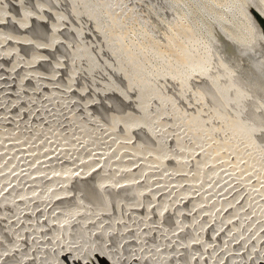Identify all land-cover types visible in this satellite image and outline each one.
<instances>
[{"label": "rangeland", "instance_id": "rangeland-1", "mask_svg": "<svg viewBox=\"0 0 264 264\" xmlns=\"http://www.w3.org/2000/svg\"><path fill=\"white\" fill-rule=\"evenodd\" d=\"M85 4L97 21L106 12L112 13L117 31L111 32V23L107 22L106 30L101 33L92 25L88 13L80 8L78 0H0V155L3 158L0 169L8 164L7 171L4 168L0 173V193L18 181L27 186L28 179H33H25L22 173L33 163L40 164L44 157L47 163L50 158L62 155L61 162L65 164L61 165L65 166L72 157L78 160L87 153L92 156L91 161H95L93 155L97 154L98 165L106 177L117 170L124 176L133 174L139 181L138 189L134 193L135 185L126 182L92 185L96 173L87 170L89 165L87 171L79 173L75 166L55 178L53 184L64 191L57 200L48 193L40 196L29 190L23 191L26 194L19 195L17 201L0 198L1 263L22 259L20 264H24V259L12 252L22 247V255H30L34 264H102L101 260L110 264L96 250L101 245L113 249L124 260L127 258L126 264H264V170L248 173L254 160H264V128L248 142L250 145L240 144L239 152L243 154L221 150L213 163L208 160L204 166H196V158L219 148L218 138L233 137L229 130L224 133L220 124L228 112L215 100L210 88L196 78L186 89L176 82L165 81L164 87L160 83L155 86L156 97L145 94L141 103L146 121L154 128L160 127L157 131L160 145L152 152V140L140 127L143 123L138 126L128 122L125 130L122 128L126 120L138 116L140 111L107 91L126 88L127 78L122 71L140 63L137 42L141 43L143 34L165 46L169 35L175 39V34H180L176 33L175 24L183 22H179L163 0H85ZM135 28L140 32L136 33ZM214 33L213 41L219 50L213 52L218 58L220 55L228 60L218 37L221 34ZM147 40L150 38L144 43ZM114 41L120 45L114 46ZM150 44L147 41L148 47L143 44V48L148 51ZM123 45L129 46L128 56L123 55ZM89 57L96 65L92 72H87ZM132 87L125 96L138 97L143 92ZM199 89L204 92L202 101L195 99ZM158 93L166 95L157 100ZM210 103L216 116L208 112ZM193 109L200 113L195 122L202 121L205 129L203 134L195 132L194 139L183 129L175 128V131L170 123L171 117L180 115V111L186 115ZM82 124L87 128L80 129ZM178 141L180 157L170 158L169 152L179 150ZM38 148L45 153L41 159L36 154ZM29 152L35 157L26 163L27 156L23 157ZM151 153H156L157 161L149 164L146 159L151 158ZM45 163L40 164L38 175L34 176L36 184L55 171L53 165ZM210 171L217 173L213 175ZM256 180L259 183L255 187ZM177 186H186L191 192L180 196ZM37 188H42L40 183ZM160 199L166 206H152ZM71 203L76 213L64 218L55 230L49 224L51 215L55 209ZM238 209L239 214L232 215ZM258 209L263 210L257 213ZM230 217H234L233 222ZM82 254L87 263L79 261Z\"/></svg>", "mask_w": 264, "mask_h": 264}, {"label": "bare ground", "instance_id": "bare-ground-1", "mask_svg": "<svg viewBox=\"0 0 264 264\" xmlns=\"http://www.w3.org/2000/svg\"><path fill=\"white\" fill-rule=\"evenodd\" d=\"M78 1L80 3V8H82L83 10H85V12L88 13L89 18L92 21V25L93 24L96 25L99 28V30L101 31V33H102V31L106 30L107 22L111 23V27H112L111 32L117 31L118 25L115 23V21H114L115 16L112 13L106 12L104 14L105 15L104 18L102 17L103 18L102 20L97 21L98 18H97V20L95 19L94 12H92V10H90L89 7L85 4V0H78ZM163 1L167 5L169 10L175 15V17L176 16L178 17V19L180 20L179 22H183L182 24L180 23L179 25L175 24V26H176L175 28H177L176 33L180 32V34H178V35L175 34V39L173 38V36L169 35L172 38L169 37L167 39V43L165 44V46L160 44L163 46L161 49L158 40L157 41L156 40L151 41V37H149V35H147L146 33L143 34L142 37L140 36L141 34L138 33L139 36L141 38H143V40H141V43H139V41L137 42L138 44L135 43V44H137L138 49L140 51V55H141L140 63L134 64V66H133V68L135 67L134 69L127 67V71H124V70L122 71V74L124 76L126 75L125 77L128 79V81L126 79L127 86L125 89L122 88L123 90H118V91L117 90H110V91L108 90L107 91V89H106V91L107 92L112 91V93L117 98L125 99L127 102H129L130 105L133 106V108L140 111V114L138 113L139 114L138 116L133 117V119L126 120V123L123 120L124 123L122 124L123 125L122 128L125 130L128 122H130L129 124H135V125L137 124L138 126L141 123H143L145 126L144 125L142 126V124H141L140 127L142 128V131L144 132V134L150 140H152L151 150H152V152H155V150L159 147L158 145H160V142L158 141V137H157V133H158L157 131H158V128H160V127L154 128V126L152 124H150L148 121H146V118L143 115L145 113V111H143V109H142L143 106L141 105V103H142V99L144 98L145 94H148V95L153 94L156 97L157 93H154L155 86L160 85V84L163 85V84H165V81L166 82L172 81V82H174V84L176 82V84H178L180 86H184L183 88L186 89L189 86V84L191 86V84L193 83L191 81L195 78H196L195 80L197 82H199V83L201 82V84H203L206 88H210L212 95L215 98V100L220 103V106H222V109H224L225 111L228 112L227 116L224 117V119H220L221 120L220 124L224 128L222 131H224V133H226L225 131L229 130L232 133L233 137H229L226 140L225 137L220 135L222 138L220 137L221 138L220 140L218 138V141H217L218 142L217 146H219V148H217V149L215 148L214 150H212L210 155L203 154V156L201 158H196L197 159V161L195 163L196 166L197 165L198 166H201V165L204 166L205 165L204 162H208V160L210 162H212V160H214L217 156H219V154L221 153V150H222V152L224 151V152H227V153L229 152L232 154H235L236 151L239 152V149L241 147L240 144L245 142L248 145H250L248 142H250L254 136L259 134L260 129L264 128V126H262V125H264V123L262 122L263 117H264V109H263L264 102L261 100V99L264 100V31L262 30L260 25L257 23L255 18L253 17V12H254L264 19V0H163ZM20 10L23 13V10H24L23 7H21ZM176 20H177V18L175 19V21ZM173 28H174V26L172 27V30H173ZM138 29L139 28H135L134 31L136 33L140 32V31H138ZM214 30H216V32H218V34H221V36L224 35L229 40L234 41L235 43H237L239 46L242 47V48H240L242 50H239V52H238L239 53L238 57H240V61H242L240 65H237L238 63H236L235 59H233L234 51L231 48L228 49V48L224 47L225 51H223V52H226V54L225 53L224 54L228 57V60H226V58L225 59L222 57L220 58V55H219V58L215 55L216 52H213V50L218 51L219 45L217 44L218 46L216 47V45L213 41L214 35H215ZM103 34H100V38H102ZM169 34H170V32H169ZM118 35H120V34H118ZM176 35H177V37H176ZM178 36L180 38H178ZM104 37H106V36H104ZM108 38H110V36H108ZM120 38H121V36H118V39H120ZM148 38H150V40H147V41H150L151 46L149 45V49L147 51V49H146L148 47V46L146 47L147 41H145V43H144V40L148 39ZM104 40H106V39H104ZM219 40H220V38H219ZM143 44L146 48H143ZM118 45H120V43H118L117 41H114V46H118ZM174 48H177L176 49L177 52H176V50L174 52ZM33 50H34V48H33ZM85 50H86V48H85ZM86 51H89V50H86ZM122 52H123L124 56H128L129 46L123 45V51ZM76 53H78L77 50H76ZM79 53H81V52H79ZM87 54L88 53L86 52V55ZM77 55H79V54H77ZM89 55H91V53ZM77 58H78V56H77ZM86 62H88L87 66H86L87 72H88V70H89V72H92L96 67L95 62L93 63V58L89 57L88 61L86 59ZM134 62H136V59H134ZM128 68H130L129 74H128ZM113 83H111V84H113ZM133 85H134V87H132V88H134V89L136 88V90L140 89L141 91L143 90V92L142 93L140 92L138 97L136 95V97L134 96L135 98L131 97V96H129L130 97L129 98L128 95L125 96V92H128L130 87ZM113 86H114V84H113ZM162 87H164V85ZM108 88H110V87H108ZM104 91H105V89H104ZM104 91H102V92H104ZM195 91H196V89H195ZM203 93L201 92V90L200 91L197 90V92L195 94V99L202 101L203 100L202 96H204ZM165 95H166V93L164 95L158 93V96H157L158 99L157 100H159V98H160L159 96L164 97ZM207 107H209L208 110H210L208 112H211L212 115L216 116V114H215L216 111L214 110V106L210 103ZM176 109L178 110V108H176ZM222 109H221V111H222ZM197 110L193 109L192 112H189L186 115H181V113H182L181 111H180V115L178 114V116H175L173 114L174 116L171 117L172 121L170 120L171 121L170 122L171 127L174 126L172 128H174V129L176 128L178 131L183 129L184 132H186L187 135L192 136L193 139L196 136V135L194 136L195 132L198 134L199 133L203 134L205 132L204 123H202V121L200 122V124L195 122L196 117L199 119V115H200V113H198ZM175 114H176V112H175ZM183 114H184V112H183ZM213 119H211V121ZM168 126H170V125H168ZM79 128L84 130L87 128V125L82 124L79 126ZM176 129H175V131H176ZM217 129H218V127H217ZM229 131H227V132H229ZM70 139L71 138H69L68 141ZM193 139H191V140H193ZM0 141H2V139ZM175 141H177L176 138H175ZM192 143H193V141H192ZM177 144H179L178 145L179 150L177 153H174V152L170 153L169 152V155L168 154L167 155L170 156V158L180 157L179 151L181 148V144L179 143V141L177 142ZM183 145L184 144H182V147H183ZM43 146H45V145H43ZM186 146H184V147H186ZM41 148L44 149L45 147L44 148L41 147ZM41 148H38L39 151H36V154L38 155L39 159H41L40 158L41 156H42V158L45 156V153H41V152H43L41 150ZM93 148L96 150V148L94 146H93ZM157 151L159 152L160 148ZM30 152L26 153V155H24V157H23V155H21L23 158H25L26 156L28 157V158L27 157L25 158L27 160L26 163H29L28 160H31V159H33V157H35V155L30 154ZM158 152H156V153H158ZM156 153H154V154L156 155ZM245 153L243 156H246ZM154 154L152 155V153H151V158L146 159V160H148L147 163H149V161L154 162V160H156L155 158L157 156L155 157ZM238 154L239 155L243 154V152L242 153L239 152ZM1 156H2V154L0 155V158H1L0 159V163H1L0 165L2 166L3 165V161H2L3 158ZM152 156H154V157H152ZM93 157L96 158L95 161H93V160L91 161V159H93V158H92V156H90V154L88 155V153H87V155L84 154L81 157H78L79 161L77 160V157H72L69 161H67L65 166L61 165V164H65V163L61 162L63 160L62 155H59V156L57 155V157H54V158L52 157L48 160L47 163L50 165V167L53 165L52 168H54L55 171L53 170L51 172V174H49L47 176L45 175L46 177L41 173L45 178H43L44 180L42 182L37 181L38 184H36L34 182L35 181L34 179L38 175L37 172L40 168V164H42V162L45 163V161L47 160L46 157H44L43 161H40V164L39 163L38 164L33 163L34 165L30 166V168L27 167L28 170L22 173L23 174L22 176L25 179H28L31 177L33 179V181L32 180L29 181L30 179H28V185H27L28 188H26L27 186L24 187L23 186L24 184L22 185L19 181H18V184H17V182H15V185H13V187H10V188L6 187V189L4 190L5 193L4 192L0 193V198L1 199L4 198L10 202H11V200L15 201L16 198L19 197V195L22 194V196H24L26 194L23 191L29 190V191H32V193L35 192L36 194H40V196H41V194L48 193V196H49V194L53 195L52 198H55V200H57V199L62 197V194H63L62 192H64V191L62 188L59 189V188H57V185H54L55 184V181H54L55 178H60L62 173H64V172H70L69 170L71 168H72L71 170H73L75 168V166H77L76 169H77V171L79 170V173L84 172V170L87 169V167L89 165L92 166L94 162L97 163V166L94 163V166H92L91 168L89 166L87 169V170L90 169V171L93 175H94V173H96V175L99 174V176L95 175V177L93 178V184L92 185H98L99 186L101 184L102 185L104 184V185L109 186L112 184L113 185L120 184V183L125 184V182H126L127 183L126 185H129V184L132 186L135 185V188L133 190L134 193L137 191V189H138L137 183L139 181L134 179L135 176L133 174H127L126 173V176H124V174L123 175L118 174V173H120L119 172L120 170L118 171L116 169L118 171V173H117V171H112L111 176L107 175V177H106L102 174L103 169L101 170L100 165H98L97 154H94ZM146 160L144 159L143 161H146ZM244 160H245V157L243 158L242 161L244 162ZM86 161H88V162H86ZM6 163H8V162H6ZM47 163H45V164H47ZM251 164H250L251 166L249 167L250 172L248 170V173H251V172L255 173V172H260V171L264 170V160L262 161V160L257 159V160H254V162H252ZM7 165L8 164H6V166H4L3 168L0 169L1 174H2V170L4 168L6 169V167H8ZM59 166H62L63 168L60 169ZM115 167H116V165H115ZM87 170H85V171H87ZM6 171H7V169H6ZM40 171L42 172V170H40ZM125 171H127V170H125ZM196 173H198V172H195L194 174H196ZM211 173L213 175H215L217 173V171L216 172L210 171V174ZM6 174H7V172H6ZM134 174H135V172H134ZM3 176L6 177L5 172H4ZM213 180H214V178H213ZM53 182H54V184H53ZM208 182H204V183H206V185L205 184H203V185H205L206 187H209ZM39 183L42 186V188H37ZM210 183L212 184V181ZM214 183H215V181H214ZM258 183H259V180H256L255 187L258 186ZM25 184H27V183H25ZM139 186H142V185H139ZM179 186H177L176 188H178L177 189L178 194L181 193L180 196H183L184 194H188L191 192L189 190V188H187L186 186L184 188H182L183 186L182 187H179ZM190 189H191V187H190ZM39 190H44V191H43V193H41ZM205 190H206V188H205ZM176 194H177V192L174 193L173 195L175 196ZM38 196L39 195H37V198H38ZM172 197L173 196H171V198ZM171 198H170V200H171ZM162 202L163 201L160 199V201L156 202L154 205L152 204V206L156 207V206H158V204L160 207L166 206V203H162ZM165 202H167V201H165ZM16 203L14 205H16ZM73 205L74 204H72V203L67 204V206H65V204H64V206H62L60 209H55L53 214L51 215V220H49V222H50L49 224L51 225V227H53L56 230V228H57V226H59L60 222H63L69 215L72 214V212L76 213V211H75L76 208H74ZM167 208H168V206H167ZM239 209L232 211L233 212L232 215H235V214L238 215L239 212L241 211ZM262 210L258 209L256 212L260 213ZM263 213H264V210H263ZM63 214H64V216H63ZM231 217H230V219H231ZM233 218L231 219L232 222H233ZM170 219H172V218H170ZM175 219L177 222V214L175 215ZM175 219H174V221H175ZM227 219L229 220V218H226V221H228ZM76 220H77V218H76ZM73 222H75V221L73 220ZM55 224H56V227H54ZM261 242H263V240ZM8 245H11V243L7 244V246ZM7 246H6V248H9ZM100 246L96 250L98 252H100L105 257V259L107 261H110V263H113V264H126L125 260L127 258L124 260V258L119 257L117 254H115V252H112L113 249L111 251V249H107V246H106V248L100 247ZM4 247H5V245H4ZM11 249H9V250H11ZM21 250H22V247H20L18 249L14 248L12 250V252L13 253L16 252L15 253L16 256L23 258L24 264L25 263L27 264L28 261L31 262L30 264H32L33 262L31 261L32 260L31 257H29L30 255L28 256V254H26V253H25V255L24 254L22 255ZM83 251H85V250H83ZM258 252L260 254V251H258ZM23 253H24V250H23ZM31 254H33V253H31ZM20 261H22V259L18 260L17 262H14V261H12V262L8 261V262H9V264H20ZM35 261H37V259ZM79 261H81V262L85 261L87 263L88 260L85 257V255L82 254ZM6 263L7 262L1 263V261H0V264H6Z\"/></svg>", "mask_w": 264, "mask_h": 264}, {"label": "water", "instance_id": "water-1", "mask_svg": "<svg viewBox=\"0 0 264 264\" xmlns=\"http://www.w3.org/2000/svg\"><path fill=\"white\" fill-rule=\"evenodd\" d=\"M253 17L255 18V20L257 21V23L260 25V27L262 28V30L264 31V19L259 16L258 14L253 12ZM214 32H216V30H214ZM220 38V42L221 43V47H226V48H231L234 51V57L233 59H235L236 63H238L237 65H240L242 61H240V57H238V52L239 50H242L240 48H242L241 46H239L237 43H235L234 41L229 40L227 37H225L224 35L222 36H218ZM110 263V261H108ZM111 264V263H110Z\"/></svg>", "mask_w": 264, "mask_h": 264}, {"label": "trees", "instance_id": "trees-1", "mask_svg": "<svg viewBox=\"0 0 264 264\" xmlns=\"http://www.w3.org/2000/svg\"><path fill=\"white\" fill-rule=\"evenodd\" d=\"M98 261V260H97ZM102 264H107L106 262H104L103 260H101Z\"/></svg>", "mask_w": 264, "mask_h": 264}]
</instances>
